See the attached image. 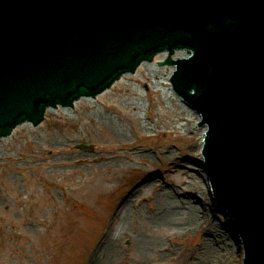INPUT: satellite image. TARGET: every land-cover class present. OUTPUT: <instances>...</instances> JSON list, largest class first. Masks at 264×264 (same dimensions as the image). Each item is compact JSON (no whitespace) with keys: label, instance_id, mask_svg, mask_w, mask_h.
Masks as SVG:
<instances>
[{"label":"water","instance_id":"water-1","mask_svg":"<svg viewBox=\"0 0 264 264\" xmlns=\"http://www.w3.org/2000/svg\"><path fill=\"white\" fill-rule=\"evenodd\" d=\"M166 53L159 65L175 67L176 92L208 127L207 172L244 264H264V0H0V137L41 127L48 109L83 96L97 105L123 74Z\"/></svg>","mask_w":264,"mask_h":264},{"label":"rangeland","instance_id":"rangeland-1","mask_svg":"<svg viewBox=\"0 0 264 264\" xmlns=\"http://www.w3.org/2000/svg\"><path fill=\"white\" fill-rule=\"evenodd\" d=\"M148 66L125 79L142 92L118 82L97 105L84 100L72 112L53 109L41 127L25 124L0 138V264L97 262L102 242L112 229L118 236L127 209L139 238L132 233L119 243L117 264H207L196 262V252L212 225L231 238L205 169L185 162L201 158L197 120L154 87ZM192 172L206 185L196 202L200 217L145 229L141 218L158 214L161 189L182 206L200 200L183 183ZM134 221L128 218L130 226ZM141 237L160 242L139 259ZM233 243L239 248L221 264L242 263L243 244Z\"/></svg>","mask_w":264,"mask_h":264},{"label":"bare ground","instance_id":"bare-ground-1","mask_svg":"<svg viewBox=\"0 0 264 264\" xmlns=\"http://www.w3.org/2000/svg\"><path fill=\"white\" fill-rule=\"evenodd\" d=\"M166 55L167 53L163 54V56L162 54H159V56H157L156 58L159 60L164 59V56ZM153 63H155L153 64V70L151 64H149L148 69L150 70L149 74L151 78H154L155 84H157L158 83L157 72L159 71V73H161V71H163L164 74H169L172 68L171 67L160 68L157 67L156 61ZM143 67H147V64L142 63L139 69H142ZM137 74H139V71ZM126 78H128V75H124V77L121 78V80L118 82H121V84H125V86L127 87H130L132 89H137L138 91L142 92L143 88L140 86L139 83L127 81L125 80ZM166 81L168 82V78H163V75H161V83L160 86L157 87V89L163 92L166 100L179 102L180 104L179 109H183L181 111L183 112L185 111L188 116H191L193 119L194 118L196 119L197 117L194 115L193 110L189 109L188 106L186 107L185 104L179 101V97H177L175 93H172V95H166V90L170 88V86L168 85V83H166ZM106 94L107 92H103L99 94V97H97V103L99 101V98L104 97ZM85 98L84 100H89V102L96 104V99H94L93 97H91V99L89 98L85 99ZM79 103L80 100L76 101V104ZM67 111L72 112L71 108H67ZM115 126L117 128H120V126L118 125ZM189 128H191V126H189ZM200 132L202 137L203 131L201 130ZM123 134L124 133H122L120 136H122ZM198 159L201 160L200 157ZM188 178H190V180L189 181L184 180L183 183L187 184L186 187L190 188L192 195L194 196L196 194L200 200L196 201L194 199L192 200L190 199L189 201H187L186 205L182 206L180 204H177L172 199V195L171 193H169L168 189L166 188L161 189L159 191V196H158V203L159 205H161L158 214L151 213L147 215L146 218L144 217L141 218L142 225L144 226L145 229L162 227V225L167 223L176 224L175 226H173L176 227L179 224H181V222H186L190 219H194L195 217L199 216L198 205L196 202L202 201L201 200L202 198L200 197L199 194L201 193V189L203 190V193L205 192L206 185H204V183L202 184L198 180V177L193 172L189 175ZM132 212L133 211H131V209H127L126 212L124 213L123 218L120 220L121 227L118 236L116 237L112 236L111 232L113 229L110 230V232L102 242V246L98 250V253L102 252L100 254V257L97 259V262L95 259L91 264H117L118 260L119 259L121 260V255H120L121 251H120L119 243L122 240L126 239L132 233L136 234V236H134L132 239L138 240L139 231H135L134 229L136 225V222L134 220L136 217L133 215ZM127 217L130 218V220L134 221L132 226L128 224ZM225 223H227L225 226L227 227L231 238L228 237L227 233L224 230L220 229L218 226L212 225L214 230H212L211 233L207 235L208 238H206L204 249L198 250L196 252V258H197L196 262L200 261V262H205L207 264H221L222 262H227L229 260V257L232 256L231 253L232 249L235 248L237 250L239 248L238 244L233 243V240L234 241L236 240L237 243L238 241H240V239L235 231V227L232 219L227 217ZM216 237H219L218 244L216 243L217 240H215ZM159 240H160L159 238L141 237V239L138 241L139 252H140L139 259L148 256L150 253L154 251L156 252V244L157 242H160ZM222 251H224L225 253L222 254L221 253Z\"/></svg>","mask_w":264,"mask_h":264}]
</instances>
